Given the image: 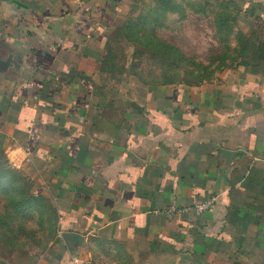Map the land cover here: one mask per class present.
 <instances>
[{
	"label": "crops",
	"instance_id": "1",
	"mask_svg": "<svg viewBox=\"0 0 264 264\" xmlns=\"http://www.w3.org/2000/svg\"><path fill=\"white\" fill-rule=\"evenodd\" d=\"M121 1L0 0V148L56 213L0 264H264V58L123 90Z\"/></svg>",
	"mask_w": 264,
	"mask_h": 264
},
{
	"label": "rangeland",
	"instance_id": "2",
	"mask_svg": "<svg viewBox=\"0 0 264 264\" xmlns=\"http://www.w3.org/2000/svg\"><path fill=\"white\" fill-rule=\"evenodd\" d=\"M262 14L241 0H122L107 42L115 57L107 75L123 90L152 76L159 84L164 69L177 83L200 76L210 81L224 69L264 58ZM0 167L10 170V180L0 173V256L38 254L54 237V211L44 200H29L36 194L32 182L1 150Z\"/></svg>",
	"mask_w": 264,
	"mask_h": 264
},
{
	"label": "trees",
	"instance_id": "3",
	"mask_svg": "<svg viewBox=\"0 0 264 264\" xmlns=\"http://www.w3.org/2000/svg\"><path fill=\"white\" fill-rule=\"evenodd\" d=\"M241 1L243 2V5H245V4H251V5H253V7H257L259 9H261L262 10V13H263L261 19H264L263 18L264 17V0H241ZM261 21L262 20H260V22ZM114 59H115V57L112 55L111 51H109V49L107 47V53H106V56H105V58L103 60V64H102L103 70L105 71L106 74H109L111 72V68L114 67L111 64L112 61H114ZM247 62H254V61L248 60V61H246V63ZM244 63L245 62H243L242 64H244ZM168 70L169 69H164L163 70L164 71V74L160 77L161 80H162V82L159 83L160 85L177 84L176 79L173 76H170V75L166 74V73H168ZM156 80H157V78H155L154 76H152L150 78V82L147 81V80H143V81L145 83H147L148 85H154V81H156ZM203 81H206V78L205 77H202V76L197 77V78L194 77L193 79L192 78L191 79H189V78H183V79H181V83H184V84L190 85V86H197V85H199ZM0 150H1V152H2V154L4 156V158H5V155L3 153V150L1 148H0ZM5 160H6V158H5ZM0 173L5 174L6 175V179L9 178L8 180H10V170H6V169H3L2 167H0ZM28 197H29V200H31V199L32 200H34V199L36 200V198H37V199H41V200L46 201L44 198H42L37 193L35 195H29ZM29 200L27 201V203L30 202ZM9 202H10V199H9ZM50 208H51L52 211H54L53 208L51 207V205H50ZM54 214H55V217H56L55 211H54ZM55 234H56V219H55V226H54V236H55Z\"/></svg>",
	"mask_w": 264,
	"mask_h": 264
},
{
	"label": "built area",
	"instance_id": "4",
	"mask_svg": "<svg viewBox=\"0 0 264 264\" xmlns=\"http://www.w3.org/2000/svg\"><path fill=\"white\" fill-rule=\"evenodd\" d=\"M207 208V205H200V206H197V210L198 211H202V210H205Z\"/></svg>",
	"mask_w": 264,
	"mask_h": 264
}]
</instances>
